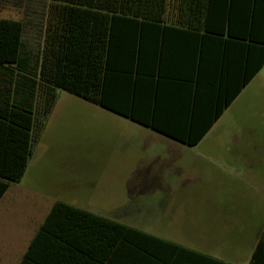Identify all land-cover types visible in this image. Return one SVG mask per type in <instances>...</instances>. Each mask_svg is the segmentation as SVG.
I'll return each mask as SVG.
<instances>
[{
  "label": "trees",
  "instance_id": "trees-1",
  "mask_svg": "<svg viewBox=\"0 0 264 264\" xmlns=\"http://www.w3.org/2000/svg\"><path fill=\"white\" fill-rule=\"evenodd\" d=\"M23 47L0 27V199L56 88L197 145L264 67V0H52L39 55ZM19 264L236 263L57 200ZM249 264H264V229Z\"/></svg>",
  "mask_w": 264,
  "mask_h": 264
},
{
  "label": "rangeland",
  "instance_id": "rangeland-1",
  "mask_svg": "<svg viewBox=\"0 0 264 264\" xmlns=\"http://www.w3.org/2000/svg\"><path fill=\"white\" fill-rule=\"evenodd\" d=\"M51 1L0 4V27L21 32L25 56L35 59L41 51ZM262 74L194 147L56 88L26 179L5 201L0 246L8 241L9 221L31 215V235L53 203L64 200L249 264L264 229ZM29 186L41 195L30 196Z\"/></svg>",
  "mask_w": 264,
  "mask_h": 264
},
{
  "label": "crops",
  "instance_id": "crops-1",
  "mask_svg": "<svg viewBox=\"0 0 264 264\" xmlns=\"http://www.w3.org/2000/svg\"><path fill=\"white\" fill-rule=\"evenodd\" d=\"M264 71V67L261 69V70H259L257 73H256V75L249 81V83L242 89V91L240 92V94L234 99V101L245 91V90H247V89H249L250 87H252V85L256 82V81H258V80H260V77L263 75L262 73H264L263 72ZM261 80H263V77H261ZM233 101V102H234ZM232 102V103H233ZM231 103V104H232ZM231 104L229 105V107L231 106ZM228 107V108H229ZM227 108V109H228ZM227 109H225V111L227 110ZM225 111H224V113H225ZM223 113V114H224ZM223 114L221 115V117L223 116ZM220 117V118H221ZM219 118V119H220ZM219 119L214 123V125L219 121ZM135 123H137V122H135ZM139 125H142V124H140V123H138ZM214 125L210 128V130L214 127ZM142 126H144V127H147V126H145V125H142ZM147 128H149V127H147ZM149 129H151V128H149ZM151 130H153V129H151ZM209 130V131H210ZM153 131H156V130H153ZM208 131V132H209ZM156 132H158V131H156ZM208 132H207V134H208ZM158 133H160V132H158ZM160 134H162V133H160ZM206 134V135H207ZM162 135H164V136H166L167 138H169V139H172V140H174V141H177V140H175V139H173V138H171V137H169V136H167V135H165V134H162ZM205 135V136H206ZM204 136V137H205ZM203 137V138H204ZM203 138L201 139V141L203 140ZM40 141V140H39ZM200 141V142H201ZM177 142H179V143H181V144H183V145H186V144H184V143H182V142H180V141H177ZM199 142V143H200ZM198 143V144H199ZM197 144V145H198ZM186 146H189V145H186ZM196 146V145H195ZM189 147H194V146H189ZM33 153H34V151H33ZM33 156V155H32ZM32 158V157H31ZM31 158H30V160H29V164H28V167H29V165H30V161H31ZM28 167H27V170H26V172H25V174H24V176L22 177V179H21V181L20 182H13V183H11V185H10V187L8 188V190L4 193V195L2 196V198L0 199V225H3V224H5V225H7V220L6 219H3V218H1V216H3V211L5 210V208H6V203L7 202H5L6 200H7V196L10 194V191L12 190V188L14 187V185H21L22 184V182L26 179V175H27V171H28ZM28 190H29V195L30 196H35V195H41V193L37 190V188L36 187H34V186H29V188H27ZM31 199H34L33 197H30ZM57 201V200H56ZM55 201V202H56ZM54 202V203H55ZM53 203V204H54ZM52 207V206H51ZM51 207H50V209H51ZM49 209V210H50ZM49 210H48V212H49ZM89 210V209H88ZM6 211V210H5ZM4 211V212H5ZM92 211V210H91ZM47 212V213H48ZM47 213L43 216V219H41L39 222H38V225H36L35 226V229H34V231H33V233L30 235L29 234V230H30V227H29V225L31 224V219H32V216L30 215V216H25V214L23 215V218H21V219H19V220H12V221H9V223H11V225L8 223V241H7V243H6V246H0V264H13L14 263V258L16 259V261H15V263L14 264H19L20 263V261H21V258H22V256H23V254L25 253V251H26V249H27V247H28V245H29V243H30V241H31V239H32V237H33V235L35 234V232H36V230L38 229V227H39V225L42 223V221L44 220V218H45V216L47 215ZM97 213V212H96ZM127 224V223H126ZM130 225V224H129ZM133 226V225H132ZM29 234V235H28ZM23 244V247L21 248V249H19V245H22Z\"/></svg>",
  "mask_w": 264,
  "mask_h": 264
}]
</instances>
